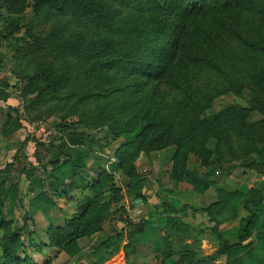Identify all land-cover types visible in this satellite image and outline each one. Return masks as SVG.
<instances>
[{"label": "rangeland", "instance_id": "obj_1", "mask_svg": "<svg viewBox=\"0 0 264 264\" xmlns=\"http://www.w3.org/2000/svg\"><path fill=\"white\" fill-rule=\"evenodd\" d=\"M152 1L0 0V262L27 257L35 264H92L97 242L123 230L121 245L128 243L130 229L121 218L137 225L146 205L164 199L188 206L182 222L201 232L192 245L202 258L196 264H225L224 257H209L219 244L236 241L252 210L245 194L264 181L240 166L260 160L264 149V78L255 80L264 69V0H248L246 9L205 23L176 12L168 0ZM152 19L167 22L171 36L182 27L187 55L164 75L148 57L144 81L115 66L116 53L130 47L117 32L123 26L132 31L129 41L138 51ZM239 42L247 47L238 48ZM82 62L96 73H79ZM69 134L101 146L89 149L82 188L69 173H57L65 160L55 146ZM126 141L121 166L117 155ZM206 175L210 185L200 192L196 186ZM219 190L244 197L236 215L215 227L190 208L216 204ZM88 200L99 208L100 227L58 250L57 230L62 234L60 228L78 219L84 224ZM262 202L244 264H264V194ZM166 242L163 231L148 228L131 250L104 264H176L178 255L163 254Z\"/></svg>", "mask_w": 264, "mask_h": 264}, {"label": "trees", "instance_id": "obj_2", "mask_svg": "<svg viewBox=\"0 0 264 264\" xmlns=\"http://www.w3.org/2000/svg\"><path fill=\"white\" fill-rule=\"evenodd\" d=\"M168 2V7H175L174 9L176 12H183L186 15L197 17L198 19L202 20L203 23H205L210 21V19H218V16H220V14L223 12H234L236 10L239 11L246 9L245 5L248 3V0H168ZM41 3L42 2H38L35 7L37 8ZM172 30L173 28L168 25L167 22L157 23L154 21V19H152L150 22V28L147 30L150 36L148 35V39L146 38L141 40L140 49L137 51L138 48H136V43H130L129 41L132 31L128 30V28L126 29V27L123 26L121 30L117 32V37H120L119 39L125 38L127 43L130 44V47L125 46L116 53V58L114 61L116 63L115 66L123 65L126 66V68L128 67L129 73L131 75H134L135 77L144 81L145 78H147L146 75L148 74L149 68L151 66V64L145 63L148 57L155 59V63H158L159 65L157 67V71L160 70L162 75H164V72L170 66V68L173 67L175 70L179 69L182 65V59L186 58V46L188 45H186L184 42L185 33L182 27H179L175 36H171L173 33ZM250 45L253 46L252 43ZM244 46L247 47L246 44L240 42L237 45L238 48ZM80 69L82 70L79 71ZM96 69L90 68L85 62H82L78 68V71L84 76H86L87 73H89V76H93L92 74L96 73ZM255 76H253L255 77V80L264 78V69L255 74ZM227 85L229 84L227 83ZM95 86L98 87V83ZM118 91L120 90H117L116 92ZM250 93L254 97V100H260L254 89H251ZM71 97L72 94H69L65 96L64 99H69ZM82 97H88V95H83ZM4 98L5 96L0 94V99ZM129 145V142L126 141V143H124L121 148H119L117 158L121 166H124V159L128 154L130 147ZM85 146L87 148H85ZM94 146H96L98 150L101 149V146H99L96 142L94 143L93 141L88 140V138L82 134H69L66 136V138H62V141L59 144H56L55 147L57 154L65 161L59 166L57 173L63 175L69 173L70 176H73L76 179L77 186L82 188L85 182L82 179L80 173L86 169L85 162L91 155L89 149ZM259 156L260 160L246 165L241 164L240 166L248 169L253 168L256 172L264 177V149L259 151ZM101 160L102 159L100 158L97 160L95 159L94 162L97 166L94 169H101ZM130 172H132L131 169L125 174L130 176ZM102 179L103 176L100 177L101 181ZM202 179V182H199L196 186V189L200 192H204L210 185L207 175ZM129 182L130 181L127 180L128 184ZM109 187L111 188L110 184L107 189H110ZM132 191L135 193V187L132 188ZM218 192L219 200L216 202V204L208 208H190L197 213H204L207 215L209 221L214 223L215 227L236 215L238 206L244 197V194L241 192H224V190H219ZM263 194L264 181L262 187L251 189L245 194V204L247 203L246 206H251L252 210L245 217V222L241 226L235 238L236 241L233 244L228 242L219 244L217 251L209 257L210 261H214L219 257L225 258V264H244L245 258H247V261H249V256L251 255L249 251L251 244H245V242L251 237L253 230L258 225L257 218L262 212ZM40 196L49 206L50 203L48 202L47 195ZM133 197H137L136 193ZM85 204L87 208L85 214L88 219L84 224H82L78 219L76 222L70 223L68 226H63L60 228L62 230V234H59L60 230H57V236L54 239V243L56 245L54 246H57L58 250L65 251L66 248L72 246V244L75 242V239L77 238L78 233L81 235H91L100 227L99 220L96 219L99 217V208L96 205L92 208V203L89 200ZM187 209H189L188 206L176 208L167 200L160 199V201L156 204L146 205V215L137 225H132L129 218H121V221L124 223V225L130 229L127 233L128 243L121 245L124 235L123 230H120V232L117 234L97 242L91 250V257L93 258L92 264H104L116 256L120 250L124 251L125 253L128 252L133 248L135 239L143 237L146 229L148 228L153 229L155 232H158L159 230L164 232L165 239L167 240L166 249L163 252L165 257H170L175 254L180 257L176 264H196L202 258L197 254V252L192 250V245L198 244V234L201 232H199V229L194 230L182 222L181 217ZM96 213L98 214L94 217ZM60 235H64L63 245L61 246L58 245L62 240V238L59 237ZM188 241H192V243L189 244L187 243ZM51 246L53 247V245ZM38 253L41 254L42 251L39 250ZM68 255L72 257L73 253H68ZM0 264L35 263L29 260L27 257L23 260L5 257L3 261L0 262Z\"/></svg>", "mask_w": 264, "mask_h": 264}]
</instances>
